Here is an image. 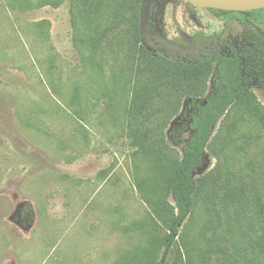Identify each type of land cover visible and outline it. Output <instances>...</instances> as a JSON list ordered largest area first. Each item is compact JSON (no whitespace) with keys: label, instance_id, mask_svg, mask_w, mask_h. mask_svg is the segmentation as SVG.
Returning <instances> with one entry per match:
<instances>
[{"label":"rangeland","instance_id":"obj_1","mask_svg":"<svg viewBox=\"0 0 264 264\" xmlns=\"http://www.w3.org/2000/svg\"><path fill=\"white\" fill-rule=\"evenodd\" d=\"M116 1L93 4L104 2L93 24L80 0H0V264L162 257L163 206H174L165 179L194 133L187 106L211 94L213 75L157 64L137 35V1ZM114 5L124 18L113 23ZM152 9V38L172 56L210 53L232 34L233 17L217 10L185 0ZM250 94L214 128L195 174L203 187L167 264H204L203 255L208 264H264L248 250L263 229L244 234L264 219V96ZM130 121L148 152L133 143ZM210 223L216 251L208 254Z\"/></svg>","mask_w":264,"mask_h":264},{"label":"trees","instance_id":"obj_2","mask_svg":"<svg viewBox=\"0 0 264 264\" xmlns=\"http://www.w3.org/2000/svg\"><path fill=\"white\" fill-rule=\"evenodd\" d=\"M14 6H23V0H12ZM99 0H80L78 7L83 8L84 12L91 17L92 23L95 24L99 18V7L103 5L101 2L98 6L93 5ZM136 22H137V35H139V9L142 0H136ZM110 2H119L116 0H110ZM27 5H31L27 4ZM131 6V4H128ZM122 5H114L112 16L113 23L124 14L120 8ZM126 7V5H125ZM225 16H232V23H241L244 26L248 23L249 18H256L257 16L264 15V8L254 10L251 12H226L217 11ZM155 11L152 9V18ZM88 18V17H86ZM152 18L150 21V33L152 35ZM241 27V26H240ZM94 29V28H93ZM264 34V33H263ZM246 33L242 32V46H245ZM98 38H92L91 42L97 46ZM102 44V43H101ZM100 44V45H101ZM264 47V44H261ZM159 46V45H158ZM158 53L149 52L144 50L145 53L150 55L153 60L165 68H170L178 71L198 72L207 70L209 74L213 75V91L211 94L202 101H193L187 106L188 120L191 129L194 131L193 135L185 143L181 157L171 167V171L165 179L164 190L167 195L171 196L174 202V206L166 204L163 206L166 210L165 219L168 220V232L163 238L164 251L159 261L150 262L147 264H167L170 253L176 244L181 227L187 221L192 213L195 199L199 196L203 183H200L195 178L197 170L201 167L202 159L206 154L207 146L212 138L214 128L218 122L226 115L229 108L240 102H250V88L246 79V62L249 59V53L246 50H235L234 45L228 41H222L215 46V49L209 54H200L196 56H172L165 49L159 48ZM258 58L264 60V51L258 52ZM140 95H138V98ZM143 103L138 101L133 105L132 112L137 113L142 110ZM133 116V114L131 115ZM136 125L140 126L143 123L135 120ZM134 122L130 121L128 126L130 128V137L133 139V143L142 149V152H148L149 150L142 145L143 138H147L143 132L137 129H132ZM175 135V132H172ZM212 194H207L206 207L210 217L214 215V197ZM246 200H240L238 204V210L236 213H240L243 210ZM236 205V204H235ZM256 223L260 226V230L263 229L264 219H260L259 222L251 221L244 232L245 235L250 230H255ZM211 231V223L204 230V239L207 242V253L211 254L216 251L215 239L209 235ZM251 251H257L264 258V233L261 235V239L254 241L248 248ZM203 263L208 264L207 256L203 255ZM247 259L252 261L253 258H243L237 261V264Z\"/></svg>","mask_w":264,"mask_h":264},{"label":"flooded vegetation","instance_id":"obj_3","mask_svg":"<svg viewBox=\"0 0 264 264\" xmlns=\"http://www.w3.org/2000/svg\"><path fill=\"white\" fill-rule=\"evenodd\" d=\"M259 25L264 26V15L257 16L256 18H249V24L247 23L245 26L241 23H233L231 36L222 39L219 43L228 41L230 44L234 45L235 50L248 51L249 59L246 62V79L250 91L256 88L260 95L264 96V60L261 58L260 61H258V52L264 51V47L261 45L264 44V29L260 28ZM242 32L246 33L247 36L245 46H242ZM157 47L160 48L158 45Z\"/></svg>","mask_w":264,"mask_h":264},{"label":"water","instance_id":"obj_4","mask_svg":"<svg viewBox=\"0 0 264 264\" xmlns=\"http://www.w3.org/2000/svg\"><path fill=\"white\" fill-rule=\"evenodd\" d=\"M156 0H142L139 10V35L143 46L149 52L158 53L160 50L150 33L152 6ZM194 7L226 11L251 12L264 8V0H185ZM264 29L263 25H259Z\"/></svg>","mask_w":264,"mask_h":264}]
</instances>
